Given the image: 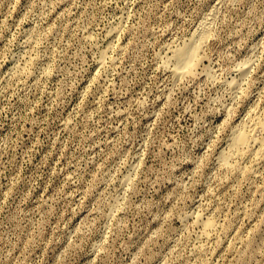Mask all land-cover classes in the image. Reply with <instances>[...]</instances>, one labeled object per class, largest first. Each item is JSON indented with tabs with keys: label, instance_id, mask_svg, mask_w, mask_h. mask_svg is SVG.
I'll return each mask as SVG.
<instances>
[{
	"label": "clouds",
	"instance_id": "1",
	"mask_svg": "<svg viewBox=\"0 0 264 264\" xmlns=\"http://www.w3.org/2000/svg\"><path fill=\"white\" fill-rule=\"evenodd\" d=\"M17 5L0 0V264H160L173 243L165 264H264V158L241 175L264 144V122L253 126V114L245 116L257 97L264 101V0H29L22 57ZM33 49L35 69L19 74ZM49 80H59L63 97L51 115L50 98L39 99ZM242 127L246 155L232 151ZM49 145V156L61 146L72 153L71 194L49 195L55 184L46 171L50 183L41 178L37 149ZM208 184L237 191L223 200L201 196ZM181 191L190 203L179 202L161 224L159 251L146 243L133 255L129 241L160 224ZM198 201L203 211L192 222ZM213 208L214 227L201 229ZM81 218L89 227L80 244L64 249ZM106 229L107 241L97 244Z\"/></svg>",
	"mask_w": 264,
	"mask_h": 264
},
{
	"label": "rangeland",
	"instance_id": "2",
	"mask_svg": "<svg viewBox=\"0 0 264 264\" xmlns=\"http://www.w3.org/2000/svg\"><path fill=\"white\" fill-rule=\"evenodd\" d=\"M28 4L29 0H20V5L16 6V11L12 13L13 17L16 21V27L17 29H20V35L17 36V41L20 43L21 47L19 49V56L22 57L24 53L23 45L25 41L27 40V37L23 33V28L28 25V21L26 19L27 12H28ZM63 11V8L60 9ZM2 19V18H0ZM38 44V41L36 42ZM121 43L120 37L116 38V44L119 45ZM126 43V42H125ZM2 47V45H0ZM39 57V52L33 49L32 54L28 55L24 61L22 66L19 69V74H24L26 72H29L30 70H34L37 65V60ZM4 62V55L0 54V64ZM20 63V59L18 58L17 61L9 66L8 70H15L16 65ZM47 71L52 72L54 74V67L50 63L47 66ZM100 72V68L96 67L92 75L88 78L87 83L85 84V87L81 89V99L84 98V96L87 95L89 88L93 86V81L96 79L97 74ZM52 84L53 86L51 88L48 87V84ZM45 89H47V92H45ZM105 93L109 92V88L105 87L104 89ZM50 98V103H48L44 109L46 113L51 115V112L55 110L58 100L63 99L62 97V85L59 82V80L52 81L49 80L41 87V96L39 97L40 101H45ZM79 100L77 101V104L74 106L79 105ZM264 104V101L260 100L258 97L255 99V103H253L248 110L245 112V116L248 115V112H251L252 120L249 121L253 126H255L258 122H264V109H260L258 105ZM16 106L22 108L23 102L17 100ZM232 106L230 105L229 108ZM65 120H69L70 117L68 115H65ZM228 118V112L225 113L224 118L221 119L219 122V125H223L225 121ZM241 130L247 131V129L243 128ZM38 139H43V137H39ZM35 142V141H34ZM216 138L214 137L209 144L206 146L205 152L201 156V160L197 162V164L191 169L190 175L195 176L202 167L203 160L207 157L208 149L212 148V146L215 144ZM261 144V143H260ZM255 148H258L252 152V156L248 161V164L244 165V171L241 172V175H244L247 171L248 166L252 163V160L259 161L260 159L264 158V144L263 147L260 145V148L258 147V143L256 144ZM250 144L247 147V150L250 148ZM38 155L36 157V166L38 170L41 171V178L45 179V183L48 184L50 181L44 176V171L47 173V177H51V183L55 184V187L52 188V191L49 193V195H57L62 191H66L69 194L73 193L77 189L76 184V177L74 176V172L76 171V164L75 161L72 160V153L68 152L67 149L64 146H61V151H57L53 154V156H49L48 153L51 151V145H49L48 149L45 151H39L37 149ZM61 152H67V158L65 155H62ZM225 163V162H224ZM234 161L230 158H228L227 163L225 165L227 167H231L233 165ZM135 179V177H132L129 179L128 184L125 185L124 191L120 194L121 197H124L125 194L128 191V188L131 186L132 181ZM222 179V178H221ZM195 183V181H193ZM237 189L235 185L233 184H227L226 186H214L213 184H208L205 186L204 190L201 192V196H204L205 193L208 194L209 197H211L213 194H215L219 199L223 200L225 197H227L230 192L234 193ZM185 193L184 191H181L176 194V199L173 200L172 204L164 211L163 215L161 216L160 224H156L150 232H148L146 235L143 233L137 234L134 236L133 239L129 241V247L132 249L133 255L135 252L139 251L140 247L145 245L146 243L150 245L153 252H158L159 248L157 247L162 241L161 238L158 236V231L161 228V224L164 223L165 219H167L177 208V205L179 202L184 201ZM124 200H121V206L123 205ZM184 203H190V201H184ZM206 203H208L206 201ZM209 206H211L209 204ZM218 206V205H217ZM72 208H75V205L72 206ZM72 209H69L71 211ZM194 215L192 222H195L197 218L201 215V212L203 211L200 202L198 201L191 209H190ZM215 212V208L212 209V211L207 212L204 223L201 225V229H206L205 223L209 224L208 228H213V213ZM225 215H227L228 209L225 207L224 209ZM71 219V217H69ZM177 219L179 217L177 216ZM113 220L116 223H120L121 220L119 218V209L117 210V213H114ZM113 221H108L109 228L111 227ZM89 227L88 221L86 218H81V220L74 226L72 234H69L64 242V249H70L75 250L76 246L80 244V240L77 239V235L87 229ZM207 228V229H208ZM108 231L109 229L105 230V233L103 235V238H97L96 243L102 244L103 242H106L108 239ZM152 238L151 240L149 238ZM176 247V244L173 243L169 248L165 251L164 256L161 257L160 264H165V260L168 257V255L171 253L172 248ZM97 252H102L103 249L98 247L96 249ZM97 259L96 255H93L91 257V260L95 261ZM128 261L132 260V255H129L127 257Z\"/></svg>",
	"mask_w": 264,
	"mask_h": 264
},
{
	"label": "bare ground",
	"instance_id": "3",
	"mask_svg": "<svg viewBox=\"0 0 264 264\" xmlns=\"http://www.w3.org/2000/svg\"><path fill=\"white\" fill-rule=\"evenodd\" d=\"M198 57L196 56L195 52L193 53V61H195V59H197ZM190 62V63H192ZM250 142L248 140V132L245 131V130H241L240 132V135H239V142L238 144L236 145L235 149H233L232 151H235V152H238L240 153L241 155H246L247 153V147L249 146ZM258 147L260 148V143H258ZM257 146V145H256ZM263 147V144L261 145ZM258 149V148H255V150ZM259 150V149H258ZM229 158V155H226L225 157V163H227V160ZM205 228L207 229L209 227V224L208 223H205Z\"/></svg>",
	"mask_w": 264,
	"mask_h": 264
}]
</instances>
